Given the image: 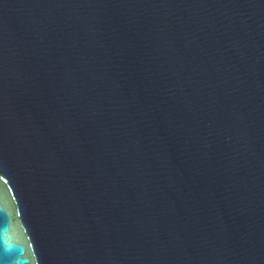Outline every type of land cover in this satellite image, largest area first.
I'll return each mask as SVG.
<instances>
[{
  "label": "water",
  "instance_id": "1",
  "mask_svg": "<svg viewBox=\"0 0 264 264\" xmlns=\"http://www.w3.org/2000/svg\"><path fill=\"white\" fill-rule=\"evenodd\" d=\"M0 264H264V0H0Z\"/></svg>",
  "mask_w": 264,
  "mask_h": 264
}]
</instances>
